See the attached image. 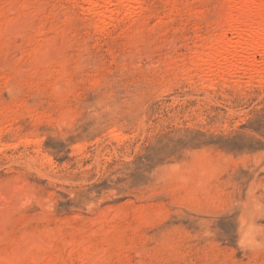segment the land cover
Returning a JSON list of instances; mask_svg holds the SVG:
<instances>
[{
  "label": "rangeland",
  "instance_id": "374dc122",
  "mask_svg": "<svg viewBox=\"0 0 264 264\" xmlns=\"http://www.w3.org/2000/svg\"><path fill=\"white\" fill-rule=\"evenodd\" d=\"M90 1L0 0V264H264V72L197 73L226 0Z\"/></svg>",
  "mask_w": 264,
  "mask_h": 264
},
{
  "label": "bare ground",
  "instance_id": "6f19581e",
  "mask_svg": "<svg viewBox=\"0 0 264 264\" xmlns=\"http://www.w3.org/2000/svg\"><path fill=\"white\" fill-rule=\"evenodd\" d=\"M138 4V0H91L89 5H91V8L94 7V9L100 7L104 8L103 13H95V15L97 17H100V19H105L107 17L111 20H115L121 15H134L136 10H138ZM222 8L224 10V13L221 14L218 23L215 25L216 36H213V38L211 39L212 41L214 40V43L211 42V45H208V42L206 40H208L209 38L206 39L205 42L207 43L203 47V51L197 52L195 54L196 57H198L196 59L199 60L200 58L203 62L200 63L204 64V66L200 69L196 67L199 70V72L197 73H200L202 75H213L216 78L228 74H235L236 72H242L244 73V75H253L254 73L264 72V0H226V3ZM257 55H260L262 57L260 61L256 59ZM215 78L214 80L217 79ZM29 243L35 245L30 241ZM36 245L41 248L40 246H42L43 244L40 245V243H37ZM30 248L31 250H33L32 247ZM18 249L21 251L19 245ZM15 251L17 250H14V252ZM35 251L36 250L34 249V252ZM23 252L24 251H22V253ZM27 253L28 252H26V255ZM64 256L68 257L67 253L66 255L64 254ZM11 259L12 258H9L10 261ZM14 259L19 260V257H14ZM15 260L13 262L17 263L18 261L16 262Z\"/></svg>",
  "mask_w": 264,
  "mask_h": 264
}]
</instances>
